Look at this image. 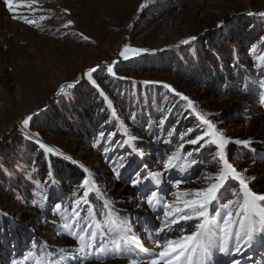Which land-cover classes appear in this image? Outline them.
I'll use <instances>...</instances> for the list:
<instances>
[{"label": "rangeland", "instance_id": "rangeland-1", "mask_svg": "<svg viewBox=\"0 0 264 264\" xmlns=\"http://www.w3.org/2000/svg\"><path fill=\"white\" fill-rule=\"evenodd\" d=\"M13 5L18 16L33 19L37 23L28 25L14 18L4 0H0V169L6 168L5 162L11 164L7 165L10 170L6 175L9 178L16 176L19 170L28 174L33 172L31 166L22 165L13 157L8 158L13 150L10 140L22 131V120L40 109L51 115L55 100L64 96L58 94L61 84L80 79L82 70L87 71L98 64L102 67L111 65L112 61L118 62L116 66L136 68L137 71L132 72L118 71L116 78L124 77L117 80L126 84H139L142 88L139 96L144 104L147 99L153 101L150 96H157L159 93L164 96L161 106L167 103V100L175 99L182 104L183 119L194 125L187 129H195L196 125L200 124L198 117L191 109H187L186 101L163 87L168 84L176 92L192 99L197 112L216 114L207 115L206 118L213 120L227 137L256 141L258 143L254 146L257 152L264 153V143H259L264 142V106L260 101L246 95L220 93L206 81H198V77L194 75L196 71L192 72L191 79H187L179 69V60L183 58L191 67L207 66L205 60L206 55L211 52V44L219 40L229 45L228 52L231 54L235 55L239 50L242 53L244 50L248 51L251 47L250 39L246 41L245 49L239 48L236 39L249 34L253 38L256 35L253 33L264 37V20H253L252 18L259 16L248 15L249 12H264V0H13ZM41 16L51 18L41 20ZM68 21L73 22L71 27H65ZM221 22L223 25L218 27ZM78 34H83L89 39L83 40ZM191 36L198 39L187 45L179 43L180 40ZM125 44L147 48L150 51L124 61L119 57V52ZM259 45L256 44L255 52L259 50ZM195 49L203 52L202 56H199L201 61L194 56ZM214 54L219 60L222 59L219 54ZM249 56L246 53L243 58L249 59ZM147 68L155 70L149 71ZM86 79L84 78L75 89L67 90L63 99H75L79 90L87 84ZM144 81L154 83L150 86ZM134 92L129 98L133 99ZM157 98L161 97L158 95ZM159 109L160 107H156V110ZM178 121L179 119L174 121L172 126L175 127ZM125 122V119L120 121V128H124ZM30 133L33 132L28 131L27 134ZM199 133L202 134L200 128ZM185 137L187 140L195 138V135L188 134ZM37 139L45 141L52 148L59 150V154L70 158L81 172L77 180L78 185L84 177L94 176L100 187H106L108 195L117 202L115 206L127 210L133 220L137 215H152L134 195L135 190L131 183H122L115 177L105 155L106 151L98 152L82 141L51 132L41 133ZM179 143L172 147L173 151ZM20 145L21 142H18L15 149L20 148ZM198 147L187 143L184 145L187 152H192ZM236 147L234 144L229 145L230 162L238 170L248 169L246 175L249 178H257L253 190L264 194V161L258 158L249 161L248 156L240 159L239 155L234 153ZM166 150L167 148H161L158 155L149 154L143 159L149 170H162L156 161L162 156L166 160L167 155L171 154L167 152L165 155ZM204 152L205 150H201L200 154ZM194 158L198 159L199 154L194 153ZM81 165L87 167L89 173H84ZM201 171L202 174L197 178L190 167L186 172L187 182L182 183L179 189L173 188V191L207 188L209 182L204 174L214 175L217 169L208 166ZM173 175L179 176L181 173L174 171ZM30 181L34 184L37 180ZM17 186L21 191L26 184L18 182ZM32 210L33 208L22 204L8 193L0 191V211L9 218L16 219V231H19V234L26 229L31 230L33 236L29 238L30 242L35 239L49 241L52 245H76L72 237L58 235L56 231L49 229L42 217L31 216ZM138 234L143 235L142 232ZM143 242L145 246L153 247L146 238ZM262 251L264 250L257 245L249 252L248 255L252 256L253 260L248 261V264H260ZM0 264L5 262L0 259ZM89 264L97 262L93 260ZM105 264H129V261L117 257L107 259Z\"/></svg>", "mask_w": 264, "mask_h": 264}, {"label": "snow or ice", "instance_id": "snow-or-ice-1", "mask_svg": "<svg viewBox=\"0 0 264 264\" xmlns=\"http://www.w3.org/2000/svg\"><path fill=\"white\" fill-rule=\"evenodd\" d=\"M13 17L20 19L28 25H36V21L24 16H18L14 11L13 0H4ZM30 7V5H19ZM144 5H141L143 10ZM67 12V9L64 10ZM248 15H258L264 18V12ZM51 17L41 16L40 19ZM72 21H68L65 27H71ZM221 22L218 27L222 26ZM65 35H68L65 33ZM83 40H88L83 34H78ZM198 38L191 36L180 40L181 45H187ZM264 49V42H258ZM256 44L250 47V53L255 52ZM150 50L141 47H131L125 44L119 52V57L124 61L133 57H139ZM155 51V50H151ZM112 61L111 65H104L107 73L116 77ZM253 67L261 70L264 75V54L253 59ZM101 65H96L82 70L80 79L74 82L61 84L58 94H66L67 90L75 89L84 78H87L94 87L99 89L93 74L101 70ZM124 79V77H117ZM145 84L154 83L144 81ZM264 89V81L259 84ZM163 87L170 89L175 95L187 102V109L198 117L202 134L195 135L185 141L184 137L193 132L189 128L180 135V143L173 151L170 139H156L157 144L169 145L166 160L162 156L156 161L161 171H151L143 162L144 151L136 143L137 137L128 127H124L121 135L126 138L123 145L130 148L129 155H135L137 159H129L121 156L113 161V173L122 183H131L134 195L137 196L152 215H137L132 219L127 210L117 208V202L108 195L106 187L101 188L94 176H86L74 189L72 198L67 199L63 193L55 191V174L50 171L46 181L34 182L31 203L40 209H45L49 203V209L58 217L59 223L53 221L54 230L58 235H68L76 241V245L69 248L60 247L48 251V243L33 239L19 256L23 260L13 258L11 264H89L95 260L97 264H105L110 258L122 257L129 264H248L253 257L248 255L257 245L264 250V194L254 191L257 178H249L248 169L238 170L229 159V145L246 148L258 158L264 161V153H258L254 146L256 141L232 139L218 129L213 120L207 115L196 111L195 102L188 96L176 92L170 85ZM99 95L106 101L108 108L113 106L112 101L103 90ZM261 104H264V91L259 96ZM44 109L30 114L22 120L27 127L29 121L38 118ZM138 119L136 113L130 114V120L135 123ZM168 116L161 113L158 123L160 132H166L168 138L173 137L175 127L165 128ZM153 125L150 124V127ZM114 134H109L108 138ZM38 133H30L25 136L37 143L39 148L47 153H56V150L37 139ZM105 139V134L100 133V140ZM203 142V143H201ZM185 143L198 145L192 152H187L188 162L183 163L185 157L181 155V149ZM264 143V142H259ZM205 150L204 154H200ZM194 153L199 158H194ZM62 155V154H61ZM66 159H70L66 157ZM211 166L216 168V173L204 174L209 186L204 189H189L185 191H173L179 189L182 183L187 182L186 172L191 171L199 178L202 169ZM84 173H89L87 167ZM179 171L181 175L174 176L173 172ZM251 184V186H250ZM50 196L55 199H49ZM67 199V203H65ZM59 200L60 202H56ZM83 213V214H82ZM6 215V214H4ZM142 232L143 235L138 233ZM147 239L152 248L145 246L143 240ZM15 247V246H13ZM39 249V250H37ZM260 264H264V251L260 253ZM255 264V262H254Z\"/></svg>", "mask_w": 264, "mask_h": 264}, {"label": "trees", "instance_id": "trees-1", "mask_svg": "<svg viewBox=\"0 0 264 264\" xmlns=\"http://www.w3.org/2000/svg\"><path fill=\"white\" fill-rule=\"evenodd\" d=\"M252 19H257L258 21L264 20L262 17ZM253 34H256L253 38H251L252 35L249 34V36L242 35L236 39V43L239 45L240 49H245L247 46L246 41L249 39L250 46L261 41L264 42L263 35H261V38L257 36V33ZM228 46L229 45L224 41L219 40L218 42H212L211 52L206 55L205 60L208 65L204 67L199 65L191 67L185 63L184 58L181 60L178 59L181 62L179 69L182 76L185 75L187 79H191L192 72L196 71L194 75L198 77L197 80L201 81V83L202 80H204L206 83L213 85L215 91L226 94L246 95V97L256 98L257 101H260L256 92L261 94V92L264 91V89H261L259 86L260 82L264 81V75H261L260 69L253 67V59L260 54H264V49L261 48L260 44L259 50L255 53H250V48H248V51L244 50V53H242L241 50H239L234 55L228 52ZM194 53V56L201 61L199 56H202L203 52L195 49ZM214 53L219 54L222 59L219 60L218 56ZM246 53L248 56H251H249V59L243 58V55ZM113 69L115 72L137 71L136 68L120 65L116 66V64L113 65ZM147 69L149 71L155 70L154 68ZM93 79L96 80L99 89L94 87L92 83L86 79L85 81H87V84H85L82 90H79L75 99L71 100L69 97H66L64 100L65 94H60L64 96L63 98L61 97L55 100L56 102H54L55 104L52 106L54 110L51 112V115L47 114V112H40L38 118L34 117L33 120L29 121L27 127L23 124L22 131L19 132L15 138L10 140L13 150L8 158L13 157V159L17 160L22 165L31 166L33 168L32 174L19 170L16 176L9 178V176L6 175L10 170L7 168V165L10 166L11 164L6 162L4 163L6 168L1 167L2 169H0V191L8 193L22 204H26L33 208L31 216L42 217L47 227L51 230H54L53 221L59 223L58 217L53 215L49 210L52 206L51 203L43 210L31 203L34 184L30 180L46 181L48 173L52 171L55 174L56 180L55 191L63 193L67 199H71L74 189L79 186L77 180L81 172L70 159H66L65 156L59 154V150L55 149L56 153H47L40 149L37 143H34L31 139H26L25 136L28 135V131L38 133V135L51 132L56 135L82 141L86 146L98 152L106 151L107 154L105 153V155L113 171V161L117 160V158L127 156L129 159H137L135 155L130 156V148H128L127 145H123V141L126 137L121 135L123 128H120V121H124L125 119L126 125H124V127H128L130 132L137 137L136 143L144 151V160L149 154L158 155L160 153L159 149L161 148H169V145L163 143L157 144L155 142L157 138L161 140L170 139L173 142L171 144L172 148L181 142L180 135L185 133L184 130L189 126H194L193 124H189V121L183 119L182 104L175 99L167 100V103L161 106L164 96H161L159 93L157 96L159 95L161 98L150 96L153 97V101L147 99L146 104H144L139 96L142 93V88H140L139 84L130 85L129 83L126 84L123 81L121 82L117 80L116 77L107 73L105 67H102L101 70L93 74ZM99 90H103L106 96L112 101L113 106L111 108H108L106 101L99 95ZM133 91H135V96L131 99L129 95ZM262 105L264 106V104ZM156 107H160V109L156 110ZM131 113H136L138 116L135 123L130 120ZM161 113L168 116L165 128L171 129L174 121L179 119L178 123L175 125L174 135L171 138L167 137L166 132H160L159 128L154 126L155 123H158ZM150 124L153 126L150 127ZM25 128L26 130H24ZM196 128L193 129V132L189 133V135L200 134L199 128ZM100 133L105 134V139L103 141L100 140ZM109 134L114 135L109 139ZM184 139L186 140V137H184ZM38 140L40 143L51 147L45 141L41 139ZM18 142H21L20 148L15 149ZM234 151V153L239 155L240 159H244L246 156H248L249 161L255 159L246 148L237 146ZM181 155L185 157L182 162L187 163L189 158L187 157L186 148L181 149ZM18 182H25L26 184V187H22L21 191H19L17 186ZM49 199L51 201L55 199V197L50 196ZM67 199L65 203H67ZM56 202L60 201L56 200ZM15 224H17L15 218H9L0 211V259L5 262V264H11L13 258L23 260L24 257L19 256V254L30 244L29 238L33 236L31 230L28 229L24 230L22 234H19V231H16L18 228ZM40 242H44V240ZM46 242L48 243V251L60 247L70 249L75 246L74 243L52 245L49 241Z\"/></svg>", "mask_w": 264, "mask_h": 264}]
</instances>
